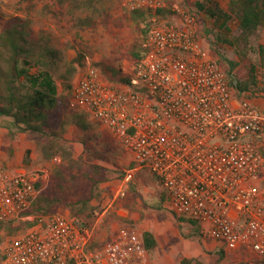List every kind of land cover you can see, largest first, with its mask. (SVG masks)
<instances>
[{"label":"built area","instance_id":"1","mask_svg":"<svg viewBox=\"0 0 264 264\" xmlns=\"http://www.w3.org/2000/svg\"><path fill=\"white\" fill-rule=\"evenodd\" d=\"M123 3L150 15L145 55L118 86L87 59L71 96L132 159L102 216L127 197L136 172L147 168L175 217L194 221L226 252L250 250L264 261V113L231 85L199 14L178 11L165 20L157 13L161 0ZM47 176V169L0 167V220L34 222L4 244L0 264H150L138 232L123 230L91 247L92 231L80 220L30 215Z\"/></svg>","mask_w":264,"mask_h":264},{"label":"rangeland","instance_id":"2","mask_svg":"<svg viewBox=\"0 0 264 264\" xmlns=\"http://www.w3.org/2000/svg\"><path fill=\"white\" fill-rule=\"evenodd\" d=\"M82 1L84 5L80 6ZM161 1L167 9L162 19L169 20L178 11L198 14L195 3L201 0ZM218 1L224 8L228 2ZM17 16L31 18L36 34L51 35L55 47L67 61L82 57L77 68L82 69V63L85 64L87 59L93 60L103 79L112 85L127 78L135 62V53L140 50L146 36L143 34L145 21L134 18L131 10L124 6L123 0H0V31L7 25L8 20ZM200 16L211 50L237 63L231 76L228 64L222 60L231 85L232 81H247L252 66L258 68L262 91L247 93L264 111V71L259 68L258 55V46L264 44V27L256 35L234 41V47L222 46L217 49L214 44L217 23L204 13ZM230 25L233 34L238 38L240 33L235 24ZM79 73L78 70L70 83L73 87ZM58 84L64 104L57 111V115L68 121L65 135L67 145L74 148L77 156L86 155L85 147L80 143L85 132L70 122L72 115H79L90 125L91 130L86 135L92 136V144L101 152H109L107 156L110 160L97 162L110 172L109 179L101 186L99 199L91 204L95 209L94 215L78 218L82 222L85 220L91 228L95 243L102 244L116 238L123 230L142 235L149 231L157 241L156 248L149 252L151 264H178L184 257L197 258L205 264H263L251 255L250 250L243 251L248 255L246 257L224 253L225 247L200 227L197 228L200 232L193 235L196 227L188 221L180 223L170 213L166 208L162 186L147 168L136 172L127 197L118 201L114 209L102 216L104 209L112 201V189L124 177L125 172L133 168L132 159L119 141L72 103V89L64 88L61 82ZM11 128V120L0 117V167L16 170L47 169L45 184L48 185L54 164L61 161L57 141H52L44 134L19 133L15 129L10 130ZM47 147L51 157L44 156L43 150ZM27 151H30L28 156ZM55 157H58V162L54 161ZM52 214L72 216L63 207H57ZM24 232L5 234L0 243L1 252L8 240Z\"/></svg>","mask_w":264,"mask_h":264},{"label":"trees","instance_id":"3","mask_svg":"<svg viewBox=\"0 0 264 264\" xmlns=\"http://www.w3.org/2000/svg\"><path fill=\"white\" fill-rule=\"evenodd\" d=\"M79 5L83 6L84 2ZM195 9L199 16L204 13L217 23L214 43L217 49L222 46L234 47V41L256 35L264 27V0H228L225 8L220 6L218 0H201L195 3ZM165 11L167 9L163 8L157 13L162 18ZM131 12L134 18H140L147 23L149 14L142 11ZM231 23L235 24L240 33L238 38L232 32ZM33 26L31 18L17 16L8 20L7 25L0 31V117L11 120L10 130L44 134L52 141H57L61 161L54 164L49 184L46 185L45 181L38 184L43 189L29 214L52 215L57 207H63L70 211L73 217H69L72 219L88 218L95 212L91 204L99 199L101 186L109 179L110 170L97 162L110 160L107 156L109 152H101L92 144V136L86 135L91 130L90 125L84 121V117L72 115L70 122L85 132L80 143L85 147L86 155L77 156L74 148L67 145L65 135L68 121L57 115V111L64 104L58 83L61 82L64 88L73 89L70 83L78 70H81L77 68V64L81 63L82 57L67 61L55 47L51 35L36 34ZM143 34L146 35V28L143 29ZM145 53L141 45L140 50L135 53V60ZM213 53L221 64L222 60L228 64L229 74L232 76L237 63L225 59L219 52ZM258 55L259 68L264 71V44L258 46ZM257 69L252 66L247 81H232L239 92L262 91ZM122 82H127V78L120 83ZM113 85L118 86L119 83ZM48 149L47 147L43 150L44 156L51 157ZM29 154L30 151H27L26 155ZM176 218L180 223L188 221L196 227L193 235L200 232L194 221ZM82 223L91 229L85 220ZM33 224V221L14 224L0 220V243L5 234L13 235L25 231ZM143 237L147 250L153 251L157 246L153 234L148 231ZM100 245L94 241L91 243V247ZM1 261L0 249V263ZM178 264L205 263L197 258L184 257Z\"/></svg>","mask_w":264,"mask_h":264},{"label":"crops","instance_id":"4","mask_svg":"<svg viewBox=\"0 0 264 264\" xmlns=\"http://www.w3.org/2000/svg\"><path fill=\"white\" fill-rule=\"evenodd\" d=\"M256 104H257V102H256ZM262 112L264 113V111H262ZM5 130L8 131L7 129H5ZM261 143H262V148L264 149V132H263V135H262V141H261ZM8 170L12 171V170H16V169H8ZM225 251H224V253L229 254V255H237L239 257H246V256H248L247 254L243 253V251H238V252H225ZM251 255L255 256L257 260H259L261 263L264 264V261L262 259H260L256 254H254L252 252ZM150 264H151V262H150Z\"/></svg>","mask_w":264,"mask_h":264}]
</instances>
